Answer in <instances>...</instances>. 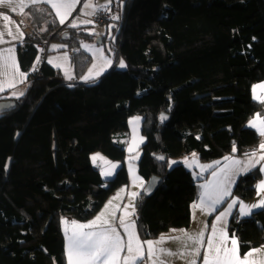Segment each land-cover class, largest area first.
I'll return each mask as SVG.
<instances>
[{
  "label": "trees",
  "instance_id": "16d2710c",
  "mask_svg": "<svg viewBox=\"0 0 264 264\" xmlns=\"http://www.w3.org/2000/svg\"><path fill=\"white\" fill-rule=\"evenodd\" d=\"M122 5L111 0L120 16L109 20L113 63L98 79L79 80L90 63L86 51H79L71 56L75 80L63 79L43 61V77L28 79L22 96L0 94V100L16 103L0 114V264H67L62 222L88 220L128 182L125 150L113 137L127 129L132 115L141 116L145 137L138 173L145 183L152 175L162 178L151 195L141 191L135 200L142 241L190 224L200 179L180 163L169 167V158L196 153L209 162L259 145L247 123L256 114L264 117V102L251 96L252 85L264 79V0ZM25 21L31 34L17 57L27 73L38 43L57 38L81 47L80 40L90 37L86 25H61L47 6L28 7ZM120 58L124 69L117 68ZM160 113L168 114L164 123ZM95 151L120 161L106 181L91 161ZM154 153L166 159L157 161ZM262 178L258 169L239 177L233 196L252 199ZM227 231L237 238L240 254L260 246L264 208L247 217L235 209Z\"/></svg>",
  "mask_w": 264,
  "mask_h": 264
},
{
  "label": "snow or ice",
  "instance_id": "6c2138e0",
  "mask_svg": "<svg viewBox=\"0 0 264 264\" xmlns=\"http://www.w3.org/2000/svg\"><path fill=\"white\" fill-rule=\"evenodd\" d=\"M2 2V0H0ZM80 0H30V3L35 5L37 3H44L51 6L55 11L56 17L59 20L61 25L65 24L69 16H71L73 10L76 7V4ZM111 3V0H108V3L105 5H95L91 0H86L84 3L82 14L91 16L94 15L97 9H104L110 11L108 4ZM121 6L122 0H121ZM25 7H28V3L25 0H19V8L21 13ZM84 9H91V11H84ZM16 9L13 7L12 9ZM4 23V28L6 34L10 36L13 40L20 39L23 36L21 32L19 36L13 34L11 27L9 26L11 21L9 16H2ZM113 20H119V15H114ZM55 22V21H53ZM91 20H80L74 19L69 25L72 28L79 27L80 24H91ZM19 32V28L17 27ZM5 32H0V43L6 42L3 37ZM54 49L59 47L58 45L52 46ZM82 47L88 48L89 46L83 45ZM10 53V56H0V69H3L0 72V75L4 77L3 80H0V91H3L7 88H14L17 82L23 83L27 78V73L20 72L19 64L15 59V49L9 48L5 50ZM97 51L101 52L100 59L104 62V66L100 68L99 71H94L97 65L94 62L92 67L88 69V74L82 76L81 79L84 81L94 80L99 77L108 66L111 65V60L103 56V49H98ZM63 59L67 61L68 56L65 53ZM40 57L37 56L36 64H39ZM48 63L52 64L57 68H64V65L61 63H56L54 59H49ZM119 67H126L123 60L120 61ZM9 70L15 75L21 77L19 81L15 80L14 77H10ZM36 65H33L32 71H36ZM65 76L68 80L73 79V77L68 73L65 68ZM71 86V85H69ZM257 89L261 90V94L257 93ZM253 99L264 102V83L259 85H254L252 88ZM13 96H22L23 93H12ZM166 117L161 116V119ZM139 118H134V121H138ZM248 126L256 129L261 136H264V118H261L259 114L248 122ZM135 131V129H134ZM199 138V137H198ZM143 141V138H140V142ZM138 147L135 137L133 138V143L129 145L128 152L132 153L135 148ZM260 150H264V142L259 145ZM233 147V151H235ZM248 157V164L244 167L237 168L236 166L241 165V161L233 157H224L225 161H230V164H225L223 168L214 170L212 172L213 180L206 181L204 184L200 185L201 192L198 196V202L192 204L193 210L200 209L201 211L211 214L217 210V205L221 204L226 200L227 197L231 196L230 185L233 183V176L238 172H249L257 164H260L264 161V151H261L258 155L257 151H252L251 153L245 154ZM137 156H129V173L132 175V183L136 185L139 182L141 189L144 192H150V186H146L144 181L140 179L134 170L132 161L137 159ZM93 162H96L97 159L103 160V157H100L99 154L93 156ZM160 160H164L163 156L158 157ZM180 163V161H170L168 166L171 167L173 164ZM184 165L191 168L193 164H196L197 167H200L202 170H207L213 167V164L201 165L198 163V158L195 153L192 154L191 160L189 158H184L182 161ZM105 164L108 165L106 169H102L101 174L105 177H111L115 174V169L118 167L117 164L105 161ZM215 165H219V161L214 162ZM259 171L264 173V166H261ZM256 194L261 196L257 203L246 205L243 201H239L238 198H233L230 203L227 204V208L224 211H221L215 218V223L211 227V235L207 239L205 247V230H207V225L199 233H189L187 230L181 229L179 236H160L156 240H146L140 241L138 234L135 232V221H129V218L133 216L136 212L135 205L133 203L125 204L123 206V214L119 217V225L124 229L127 239L121 236L120 232L117 231V228L113 225L112 220L108 217L111 216L115 218L116 212H109L108 209L113 206V200L120 199V193H117V196L113 197V200H110L108 204L105 205V210L102 211L95 219L89 221L87 224H79L76 221H72L73 231L69 235L68 228H65V236L67 237V261L68 264H140L144 260L145 255V246L147 250V259L150 264H165V257H175L180 256L183 258L185 252H187L191 258L188 259L187 264H197V259L201 257V249L205 248V251L202 256V264H256V261L252 259L254 255H259L264 249H252L249 252L245 253L243 257L239 254L238 241L235 237H232L230 240L231 246L229 247V237L226 230L223 228L220 229L218 234L217 225L221 224L224 221V218L231 214V211L237 204H239L238 213L241 217L249 216L252 214L253 209L264 208V196L261 194L264 193V179H261L258 184L255 186ZM124 189H121L123 192ZM140 193L131 192L129 196L131 200H135ZM115 209H120V205L116 204ZM131 209V211H129ZM195 212H193V218ZM65 225L68 224V221H63ZM131 229V230H130ZM176 231V230H172ZM167 240H173L178 242L183 249L180 252L173 251L171 249L163 247ZM123 256L121 253L125 252Z\"/></svg>",
  "mask_w": 264,
  "mask_h": 264
},
{
  "label": "crops",
  "instance_id": "0c3cea01",
  "mask_svg": "<svg viewBox=\"0 0 264 264\" xmlns=\"http://www.w3.org/2000/svg\"><path fill=\"white\" fill-rule=\"evenodd\" d=\"M25 2L28 3V7H30V6H47L52 11V13L54 14V16L57 19V21L59 22L58 18L56 17L55 11L51 8L50 5L44 4V3H37V4L33 5V4L30 3V0H25ZM85 2H86V0H80V2L76 4L75 9L73 10L71 16L68 17V19L66 20L65 24L70 25L71 22H72V20H74V19L91 20L92 21L93 15L87 16V15H83L82 14V11L81 10L83 9V6H84V3ZM91 2L94 3L95 5H105V4L108 3V0H91ZM13 7L16 9L15 11L12 10ZM28 7H25L24 10H23V13H21L20 8H19V0H2V2H0V32H5V35H4L3 39L6 41L4 43H0V56H10L11 54L8 53V52H6L5 50H7L9 48H14L15 49V59L18 62L17 49H18V46L22 43V41L26 38V34H25V30H24V27L23 26L29 27L25 23L26 22L25 21V19H26V13H27V8ZM108 7L111 8V3L108 4ZM97 10H103V9H97ZM84 11H91V9H84ZM3 15L9 16L10 21H11V23H10L9 26L11 27L13 34L19 36L20 33L22 32L23 33L22 38L13 40L10 36H8L6 34V30L4 28V23L5 22L2 19V16ZM83 25H86V24H80L79 26H83ZM17 27L19 28V32L17 31ZM29 29H30V27H29ZM45 62L48 63V54H47V57L45 59ZM35 63H36V58H35V61L33 62V64H35ZM48 64H50V63H48ZM50 65L53 66L52 64H50ZM19 70H20V72H23L20 69V67H19ZM2 71H3V69H0V72H2ZM23 73H27V72H23ZM9 74H10V77H14V79L17 80V81H19L21 79V77H19L18 75L13 74L11 72V70H9ZM3 79H4V77L2 75H0V80H3ZM71 80H75V79H71ZM27 81H28V75H27L26 80H24L23 83L17 82L15 84V87L14 88H7L6 87L3 91H0V94L1 93H6L7 95L10 94L12 97H17V96H13L12 93L13 92H16V93H24V91L27 88V83H28ZM262 83H264V79L261 80V81H258L256 83H254L252 85V87H251V96H252V98H253V93H252L253 86L254 85H259V84H262ZM257 93L258 94H261V90L260 89H257ZM253 100H255V99H253ZM255 116L256 115H254L250 120H252ZM260 117L261 118H264L262 116H260ZM247 125H248V123H247ZM254 130L257 133V136H258L259 141H260L259 142V145H260L262 142H264V136H261L260 133L256 129H254ZM259 145L255 149V151H257L258 155L260 154L261 151H264V150H260L259 149ZM225 157H233V158H235L237 160H240L241 161V165L236 166L237 168L244 167V166H246L248 164V157L245 154L244 155H234V154H231V155H227ZM215 161H219L220 164L219 165H215L214 164ZM225 164H230V161H225L224 160V157L219 158V159H216V160H213V167L207 169L205 171V173L203 174L202 177L197 178V179H200V180H198L196 182V185L198 187V196H199V193L201 192L200 185L201 184H204L206 181L213 180L214 178L212 177V172L214 170H218L219 168H223L225 166ZM261 166H264V161H262L260 164H257L250 171H252L254 169H258L259 170ZM207 172H209L208 175H206ZM249 172H238L235 176H233V178H232L233 179V183L230 185V188H231V196L227 197L225 201H223L221 204L217 205V210L215 212H212L211 214H207V213L201 211L200 209L193 210V208L191 206H192V204L194 202H198V196H197L196 200L190 206V217H191L190 218L191 219L190 220V224L184 230H187L189 233H199L202 229H204L205 225H207V230H205V247H206L207 239L211 235V227H212L213 223L216 222L215 221L216 216L221 211H224L227 208V204L230 203L233 198H237V197L233 196L232 190H233V188H234V186H235L238 178L241 177V176H243V175H245V174H247V173H249ZM262 175H263V178L262 179H264V173H262ZM204 176H205V178L203 180H201ZM261 195L264 196V193H262ZM260 198H261V196H258L257 194H255V196L252 199L239 200V201H243L244 204H246V205H251V204L257 203ZM235 209L238 212L239 204H237L236 207H234L232 209L231 214H232V212ZM257 209H259V208L253 209V211H255ZM193 212H195L194 218H193ZM231 214L229 216L225 217L224 218V221L221 222V224H218L217 225L218 234H219V231H220L221 228H223L224 230H226L227 235L229 237V247L231 246V244H230L231 238L232 237H235L233 235H230L228 233V231H227V223H228V220H229V217L231 216ZM119 217H120V213H118L117 219L115 220V224H117V223L119 224ZM244 217H247V216H244ZM87 223L88 222H86L85 224H87ZM118 226L119 227H118L117 231L120 232L121 236L126 241V239H127L126 233L124 231H122V229L120 228V225H118ZM135 231L137 233L136 226H135ZM162 235L165 236V237H169V236H179V235H181V233H180V230L169 231V232H167L165 234L159 235L157 238L148 239V240H156V239H158ZM236 240H237V238H236ZM140 241H142V240L140 239ZM163 247L168 248V249H171L173 251H177V252H180V251L183 250L181 248V245L178 242L173 241V240H167L165 242V244L163 245ZM256 248L264 249V243L261 244L260 246H257L255 248H252V249H256ZM252 249H250V250H252ZM250 250H248L247 252H249ZM145 251H146V246H145ZM204 251H205V248H202L201 249V257L197 259V264H202V256H203ZM247 252H245V253H247ZM124 254H126V249H125V252L121 253L122 256ZM144 254H145V252H144ZM239 254H240V252H239ZM244 254H240V256L243 257ZM190 258H191V256L187 252H185V255L183 256V258H181L180 256H175V257H165L164 259H165V264H187V261ZM252 259L254 261H256V264H264V251H262L259 255H254L252 257ZM140 264H150V262L147 259V260H142L140 262Z\"/></svg>",
  "mask_w": 264,
  "mask_h": 264
},
{
  "label": "rangeland",
  "instance_id": "374dc122",
  "mask_svg": "<svg viewBox=\"0 0 264 264\" xmlns=\"http://www.w3.org/2000/svg\"><path fill=\"white\" fill-rule=\"evenodd\" d=\"M86 26L87 27L85 29L89 33L90 37L80 40V45H81V47H82V44L89 46L88 48H85V47H83V48L85 49L86 53L90 57V63L88 64V66L84 70V73L80 76L79 80H82L81 77L88 74V69L90 67H92L94 62L97 65V67H96V69H94V71H99L100 68L104 66V62L100 59L101 52L97 51L98 49H103V53H102L103 56H105L108 59H110L111 62L113 63V55H112V53H113V41L114 40L111 38L112 37L111 27L113 26V22L112 21H109V22L107 21L106 23H103V24H93V23H91V24H86ZM104 35L106 36V39L104 41L98 42L99 37L104 36ZM44 42H49L48 60L51 58V59H54L56 63L63 64L64 68H58L62 78L67 80V81H73V80H68L66 78V76H65V68H66L68 73L73 77V79H75V76H74V73H73V66H72L71 56L68 53L69 44L67 42H64V41H62L60 39H57V38L52 39V40L48 39L47 41H44ZM53 45H58L59 47H56L54 49L52 47ZM65 53H67V56H68L67 61H65L63 59ZM121 60H123V59L120 58L118 60L117 68L124 69L125 67L124 68L119 67V63H120ZM112 63H111L110 66H108L106 68V70L104 72H106L107 70L110 69V67L112 66ZM41 64H42V62H39L38 66H40ZM99 77H97L96 79H98ZM96 79H94V80H96ZM82 81H84V80H82ZM89 81H92V80H89ZM8 96H11V95L9 94ZM137 117L139 118V120L135 121L133 123L134 118H137ZM134 129H135V131H134ZM141 130H142V118H141V116L140 115H132L127 120V129L119 131V132H117L114 135V137H113L114 141L117 142V143L122 144L123 147H124V150H125L124 163H125V166H126V169H127V172H128V182H127V184H124V185L120 186L119 188H117L111 194V196L107 198V200L104 202L102 207L93 216H91L86 221H76L77 223L85 224L86 222H89V221H92L93 219H95V217H97V215H99L102 211L105 210V205L108 204V202L110 200H113V197L117 196V193H120V199L113 200V206L108 209L109 212H111V211H115L116 212L115 218H113L111 216H109L108 218L110 220H112L113 225L118 229V227H119L118 225L119 224L118 223L115 224V220L117 219L118 213H120V216L123 214L122 209H123V206L125 204H129L131 202V203H133L135 205V200L136 199L134 201L131 200V198L129 196V193H131V192L140 193L142 191V189H141V187L139 185V182H137L136 185H133V183H132V175L129 173V156L130 155L131 156H137L138 155V158L133 160L132 164L134 166V170H135L136 175L140 179H142L144 181L143 177L138 173V169H137V162H138V160H139V158L141 156V146H142V144L145 141V137L142 134ZM134 137H135L136 143L138 144V147L133 145L135 150L132 153H129L128 152V147H129L130 144L133 143V138ZM140 138H143L142 142H140ZM97 154H99V156L103 157L104 159L103 160L97 159L96 162H93L92 158H93V156H95ZM192 154L186 155V156H182V157H171V158H169V162L170 161H180V164L184 165L182 163L184 158L187 157V158H189V160H191ZM196 156H197V154H196ZM197 158H198V156H197ZM91 161L96 167H98L100 173H101L102 169H106L108 167V165L105 164V161H109L111 163H115V164L118 165V167L120 165V161L113 160V159L107 157L106 155H104L103 153H101L99 151H95V152L91 153ZM198 163L201 164V165H208V164H213V161L202 162V161H200L198 159ZM174 165H176V164H173L172 166H174ZM184 166H185L186 169H188L192 173L194 179L202 177L203 174L206 171V170H202L200 167H197L196 164H193V166L191 168L187 167L186 165H184ZM116 169H115V171H116ZM101 176H102L104 181H106L107 179H110L111 177H113V176L105 177L102 174H101ZM257 184H258V182H257ZM121 189H124V191L121 192ZM116 204L120 205V209H115V205ZM129 211H131V209H129ZM72 221H75V220H68V224L67 225H65L62 222V231H63V237H64V241H65V258H66V263L67 264H68L67 251H66V249H67V237L65 236V228L66 227L68 228V233L70 235L71 232L73 231L72 223H71ZM129 221H134V216H131L129 218ZM121 229H122V231H124L123 228H121ZM145 254L147 255V250L145 251ZM146 255H145L144 260H147V256Z\"/></svg>",
  "mask_w": 264,
  "mask_h": 264
},
{
  "label": "built area",
  "instance_id": "2783aa9c",
  "mask_svg": "<svg viewBox=\"0 0 264 264\" xmlns=\"http://www.w3.org/2000/svg\"><path fill=\"white\" fill-rule=\"evenodd\" d=\"M113 16H114V13H113L111 8H110V11H106L104 9L103 10H97L92 17V21H93V24H102L103 22L111 20ZM23 27H24L26 36L30 35L31 30L29 29V27H25V26H23ZM37 45H38L37 56L40 57V62H43V61H45L47 54L49 52V49H48L49 42H40ZM79 51L84 52L85 49L82 47H79V46H71L68 49V53L70 56L75 55ZM37 56H36V58H37ZM35 65H36L37 70L32 71V69H33V66H32L29 73H28V79L30 81L33 79H36V78L43 77V73L41 71V66H38V64H35Z\"/></svg>",
  "mask_w": 264,
  "mask_h": 264
},
{
  "label": "water",
  "instance_id": "95a60500",
  "mask_svg": "<svg viewBox=\"0 0 264 264\" xmlns=\"http://www.w3.org/2000/svg\"><path fill=\"white\" fill-rule=\"evenodd\" d=\"M62 39H68L69 36L66 35V34H62L61 36ZM101 37H99L98 39V42H101ZM16 106V103H15V100L14 99H8V100H0V114L2 113H5V112H8V111H11L12 109H14ZM161 116H164L166 117L165 119H161ZM168 118V114L166 113H160L159 114V121L160 123H164ZM163 156L165 159H166V155L163 154V153H154L153 154V157L157 160V161H164V160H160L158 159V157H161ZM162 181V178L161 177H158V176H155V175H152L149 177V179L146 181L145 185L146 186H150L151 190L150 192H144L143 190V193H145L146 195H151L155 189L157 188V186L161 183Z\"/></svg>",
  "mask_w": 264,
  "mask_h": 264
}]
</instances>
